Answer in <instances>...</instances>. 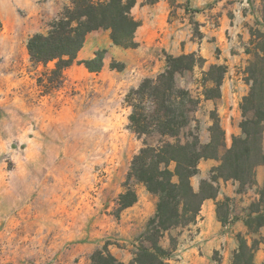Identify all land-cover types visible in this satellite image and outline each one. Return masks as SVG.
<instances>
[{
    "label": "rangeland",
    "instance_id": "rangeland-1",
    "mask_svg": "<svg viewBox=\"0 0 264 264\" xmlns=\"http://www.w3.org/2000/svg\"><path fill=\"white\" fill-rule=\"evenodd\" d=\"M71 1L0 0V264H92V255L104 247L118 260L128 263L140 244L148 220L156 212L157 202L143 185L127 181L134 156L144 144L155 147L161 142L191 141L190 135L204 145L210 137L213 117L218 118V114L203 101L215 102L220 97L210 81V74L217 78L220 72H209L210 67L223 68L224 79L229 68L226 63L233 61V56L246 54L238 63H243L239 68L249 88L246 79L250 64L254 63L260 48H264V30L260 28L264 26V6L262 0H253L258 18L252 23L240 22L248 35L246 42L239 43L241 49L228 48L227 55L215 49L213 56L218 62L209 66L196 52L189 53L202 62L191 71L175 76L176 86L198 101L192 106L180 135L176 139L161 137L156 132L137 135L129 122L132 109L126 96L143 80L155 79L162 73L169 55L163 48L142 45L147 32L141 29L151 18L152 9L156 8L155 26L173 25L183 38L181 45H185L202 40L204 10L215 6L218 0L207 3L204 0H156L154 3L137 0L131 10L139 23L134 35L137 47L115 46L109 31L92 32L87 35L75 62L63 71L60 87L47 91L42 85L54 62L46 67L32 64L26 43L34 34H45L48 24ZM234 19L232 12L226 13L227 24L235 25ZM213 24L218 26L220 22L216 19ZM241 38L240 33L234 37L237 41ZM224 39L228 43L233 39L227 29ZM97 51H105L103 67L91 73L81 62L91 59ZM143 106L150 113L152 106L147 100ZM228 144L226 148L224 140L220 155L231 147L232 139ZM209 161L200 160L197 174L190 180L195 192L201 181H210L212 169L219 165L208 167ZM170 168L173 170L174 165ZM260 171L264 174V168L258 167L255 184L242 192L231 181L235 185L232 195L218 201L223 205L219 216L225 223L217 215L216 219L226 226L224 232L229 237L224 244L231 250L225 258L220 251H214L209 264H232L239 246L238 235L249 246L253 239L259 241L252 261L264 264V228L256 236L247 235L246 227L243 233L236 232L237 220L243 223L250 205L258 199L257 192L262 185L256 177H260ZM218 181L214 184L217 188ZM127 189L136 193L137 202L117 212L118 198ZM192 226L165 233L160 245L168 249L169 237L176 241V249L180 244H188L196 234Z\"/></svg>",
    "mask_w": 264,
    "mask_h": 264
},
{
    "label": "trees",
    "instance_id": "trees-1",
    "mask_svg": "<svg viewBox=\"0 0 264 264\" xmlns=\"http://www.w3.org/2000/svg\"><path fill=\"white\" fill-rule=\"evenodd\" d=\"M155 1L148 0V3ZM262 2L264 6V0ZM136 3L137 0H72L70 6H65L59 16L48 24L45 34L30 36L26 43L30 62L43 67L54 62L42 87L47 91L60 87L63 71L75 62L87 35L92 32L109 31L115 46L136 48L134 35L139 23L131 15ZM104 54L105 51H97L81 64L91 73L99 72L103 67ZM201 62L202 59L195 54L167 55L166 68L162 73L155 79L143 80L137 89L127 94L126 102L132 109L129 122L137 135L156 132L161 137L174 139L180 135L188 123L192 106L198 101L188 91L176 86L175 76L191 71ZM210 71L220 72L217 78L210 74V81L217 87L219 97L225 70L211 66ZM248 74L246 82L249 91L240 104L241 136L233 137L231 147L222 155L224 131L218 118L213 117L207 144H200L196 136L190 135L191 141L161 142L155 147L144 144L134 156L127 181L143 185L156 198V212L148 220L140 244L128 263L118 260L104 247L92 255V264H171L176 241L169 237V248L165 249L160 240L165 233L196 224L203 202L217 197L218 188L214 185L217 180L236 182L239 192L255 184L256 169L264 167V48H260L254 57ZM38 82L41 84L43 81L39 79ZM146 100L152 106L150 113H146L143 106ZM200 160H217L219 165L212 169L210 181H201L199 190L195 192L190 180L197 174ZM171 165H174L173 170ZM257 195V201L250 205L249 213L243 220L249 236L258 235L264 228V181ZM136 202V193L127 189L119 196L116 211L121 212ZM222 206V203H216V215L224 224L219 216ZM237 237L239 246L232 264H254L252 257L259 241L253 239L249 246L244 238Z\"/></svg>",
    "mask_w": 264,
    "mask_h": 264
},
{
    "label": "crops",
    "instance_id": "crops-1",
    "mask_svg": "<svg viewBox=\"0 0 264 264\" xmlns=\"http://www.w3.org/2000/svg\"><path fill=\"white\" fill-rule=\"evenodd\" d=\"M209 0H204L207 3ZM257 4V2H256ZM255 2L253 0H218V3L213 6L206 8L203 17L204 26V37L199 43L190 42L185 45H181L183 38L176 33L173 25H157L155 26V20L157 15L155 14L156 8L152 9L151 18L148 20L145 26H142L141 32L146 31L147 35L142 38L143 46H156L163 48L167 54L173 56H179L182 54H189L196 52L206 62L205 65L209 66L213 62L218 60L213 56V51L217 48L221 49L226 55L228 54V48L241 49V45L246 42L247 32L246 27L242 26L240 22L243 20L248 23L257 17L255 10ZM221 12V13H219ZM232 12L235 16V25L226 23V13ZM209 16H214L212 20L206 19ZM218 20L220 24L215 26L213 22ZM264 30V26H260ZM226 29L228 35L233 36V39L228 43L227 39H224ZM237 33L241 34V41L234 39ZM176 34V36H175ZM240 43V44H239ZM224 55V54H223ZM244 55L233 56V61L230 59L226 65H229L227 73L224 76L222 84L220 86V97L215 102L206 100L203 103L206 106H211L216 109L220 126L224 131V140L226 148L229 147L228 141L234 136L241 135L239 129V122L241 119L240 115V103L242 99L248 93V86L243 80V74L239 66H243V63H238ZM234 62V63H233ZM237 66H233L236 64ZM205 66V67H206ZM209 142V138H206L204 144ZM209 161V160H208ZM215 163V164H214ZM207 164L208 167H213L219 162ZM264 168L260 166V170ZM260 186L264 180L263 171H260L256 177ZM218 186V194L216 199L205 200L201 206V210L197 217V222L191 228L196 230L195 237L188 244H180L178 249L174 252V258L170 260L171 264H209L211 261V254L214 251H220L224 258L230 252L231 248L224 244V241L228 239L229 233L224 232L226 226L223 227L216 219V203L225 196L229 197L232 195L235 185L231 181L224 182L219 180L216 184ZM234 195V194H233ZM243 233L245 226L242 222L237 220L236 232Z\"/></svg>",
    "mask_w": 264,
    "mask_h": 264
}]
</instances>
